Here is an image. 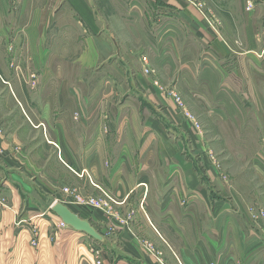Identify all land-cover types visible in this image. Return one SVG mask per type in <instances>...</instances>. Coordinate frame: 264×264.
<instances>
[{"label": "crops", "instance_id": "1", "mask_svg": "<svg viewBox=\"0 0 264 264\" xmlns=\"http://www.w3.org/2000/svg\"><path fill=\"white\" fill-rule=\"evenodd\" d=\"M130 1L123 12L125 5L113 0L116 13L107 24L110 15L94 0H0V196L7 200L0 207V264H264V162L253 166L262 185L261 199H252L263 211L258 221L249 215V202L228 194L231 182L213 161L197 116L163 92L182 98L184 92L220 123L244 130L256 122L247 108H264V44L256 57L253 25L255 46L230 50L225 36L182 0ZM233 1L240 7L235 13L237 7L227 6ZM210 2L229 14L228 25L243 22L245 0ZM119 18L130 37H143L156 77L120 62L125 54L110 31ZM261 18L252 22L264 23ZM191 23L202 31L189 32L192 46L182 50L175 27ZM197 39L203 56L195 51ZM88 53L104 60L96 71L104 89L114 92L115 110L86 100L83 86L63 77L96 66L85 63ZM120 91L126 92L115 103ZM259 121L264 125L263 117ZM263 145L264 127L256 154H264ZM90 183L112 199L114 212L96 204L102 192L85 195ZM57 202L105 239L99 224L106 215L117 223L121 211L140 234L120 226L116 245L97 243L62 224L52 210ZM144 233L153 250L143 245Z\"/></svg>", "mask_w": 264, "mask_h": 264}, {"label": "rangeland", "instance_id": "2", "mask_svg": "<svg viewBox=\"0 0 264 264\" xmlns=\"http://www.w3.org/2000/svg\"><path fill=\"white\" fill-rule=\"evenodd\" d=\"M114 1L116 4L118 3V4L125 5L124 7H120L123 12H126L125 11L126 7L127 5H129L127 4V2H131L130 0H114ZM94 2H95V5L98 11H100L102 15H106V13L110 15L109 21H106V23L111 24L112 22L110 21V19H112V14L116 13L114 10L115 8L113 6L114 5L113 0H94ZM182 2H184L185 4H188V6L193 8L195 12L191 11V14L197 13L195 16L198 18V20L200 18L201 21L206 22L209 28L213 30V32L216 31L218 33L220 32L221 34H223L226 38L225 40L226 46L229 47L230 50L231 49L232 50L245 49L246 51L248 49L251 50L252 49L251 47L255 46L252 42L253 37H252V31H251L254 25L255 33L257 32L259 35V37L258 36L255 37L256 44H257L255 46L256 47L255 48L256 57L260 55L259 53L260 51H262L263 49L262 46L264 44V23L262 22L255 23L254 21L252 22V20H256V16L260 20H263V18L261 17L262 16L264 17V0L257 1L255 4V9L253 11H248L246 9V0H245L244 12L246 15L244 14L242 16L243 22H241L240 25L238 26H232L231 25L232 23L228 25L227 23H230V21H228L230 20L229 14L226 12H223V13L221 12L222 14H220L219 10L216 9L214 4H212L210 0H182ZM230 3H228L227 6L237 7V9L234 10V13L240 10L238 1H233ZM258 6L260 7L259 11H258ZM109 15H107L104 19H108L107 17ZM147 15L150 19L152 16V12L150 11L147 12ZM154 15L156 14H153L152 19H154L155 17ZM188 16L191 17L190 13L186 15L185 21H187ZM221 19L222 20L225 19V21H222ZM246 21L250 22L251 25L247 26ZM223 22H224V25H223ZM113 25L114 27H111L110 31L116 34L115 36H117L118 41H119L118 45L120 46V48L125 54L124 58L122 59L120 58V62L123 65L127 64L126 66L128 67L130 66V68H138V69L142 68V71L144 74L148 76L153 75L156 77L157 70L154 68V65L152 66L149 60V56L146 55V52H145L146 45L144 41L142 40L143 37H140L141 34H138L136 37L134 36L130 37V34L128 35L127 33L123 31L125 27L123 25V21L120 20V18L117 21V23L115 21ZM194 29H196V32H198V30H201L198 23L197 25L192 24V26H188V27L186 26L175 27L176 34L180 35V41H181L180 46L182 50H187L189 46H192V43L189 42L191 40V38L189 37V34L191 33L192 35H195L196 32L193 33ZM152 30L154 31L153 25H151V27L149 28V31L152 32ZM116 31H123L127 36L123 35L122 32L116 33ZM129 32H131V30H129ZM134 39H139V42H135ZM197 40L195 43V48H196L195 51L197 54L200 53L201 56H203L205 49L199 43V39ZM105 44H108L112 50L116 49L112 43H105ZM142 45L144 46L142 47ZM88 55L89 53L86 54L87 59L85 63L91 64L92 62L98 65L99 63L102 62V64L98 66L97 65L96 66L95 65H85L84 67L85 72L83 68V75L79 73L78 75H66L63 77H66V79L68 78V83L70 85H75L77 83L81 84L84 88V91L82 92V94L85 95L86 100L90 99V100H93V102H98V103L100 102L101 105L107 104L105 105V108L106 106H110L112 109L115 110L116 105L111 104L114 97L110 98L111 95L114 94V92L108 91V88L104 89V85L106 84V82H104L105 81L104 76L97 75V71H96L100 66L103 65L104 60L103 58H98L96 55H93V59L92 58L88 59ZM143 55H145L146 57H144ZM72 61H73L72 59H67V64L68 62L71 63ZM106 61H108V59ZM182 62L188 63L189 60H183ZM32 76L33 78L35 77L36 80H39V76L37 74L36 76L35 75H32ZM119 79L117 80L118 83L124 84V81L123 80L119 81ZM120 92L121 94L118 96V98L114 100L115 103H118V101L123 97L122 94H125L126 91H120ZM163 92H165L167 96L169 95L170 97H172L175 100L176 104L180 108H182V110H184L185 114H187L188 116L195 114L197 118L199 119L200 123L195 122L194 124H196L197 127H199V129L201 126V129L203 130V133L205 134V138L207 137L206 140L208 144L210 145L209 147L214 151L211 154V156H213L214 159L217 157L216 159L218 160L215 159L216 163L218 164L220 168H222L223 173L226 175V177L229 178L231 182V185L229 188L230 192H228V194L238 195L241 198L242 202L244 203L249 202L246 205L248 206L247 210H249L248 212L252 220L257 219L259 221L261 217L263 218L262 209H259L258 207H256L258 208L256 210L254 206L256 203L253 204L252 199L259 201L261 199L260 193L262 192V190H260V186L262 185L256 178V170H254L253 166L256 165V163L258 162H262V161L264 162V154H262V152H260V154H256V150L260 147V139L263 137L264 125H263V122H260L259 120L261 117L264 118V115H263L264 108L263 109L253 108V107L247 108V111L249 112L251 117L253 116V112L256 113V122L246 124V128L242 130L240 126H237V124H233L231 122L220 123L219 117L214 116L212 113L210 114L207 113L203 107H199V105H196V100L192 98L191 99L188 98V96L185 95L184 92H183L184 94L183 98L182 96L178 95V93L176 94L174 90L163 89ZM177 96L180 98V101L177 100L178 99ZM184 102L188 106L189 110H186L187 107L185 106ZM102 130H103V134L108 133L110 130L109 123L108 125L104 124L102 127ZM260 136L261 138H259ZM90 184H91L90 186L87 185L85 187L84 193L85 195L86 194L90 195V193L97 194L98 191L102 192L103 197H102V200H101L102 202L100 203V205L99 203L94 202V200L91 199L89 195L87 197L80 195V197L84 201H88L91 204L96 203L99 207L101 206V209L114 212L113 204L115 205V203L112 201V199L109 198L105 192H103L104 191L103 189L95 188L92 185V183ZM81 198L77 197L78 200H82ZM81 205H87V204L81 203ZM123 210H124V207H123ZM121 212L118 215L119 219L117 220V223H115L114 220H110L108 216L106 215V218H104V220L102 221L103 223L99 224L100 227H102L100 229H103V227L106 228V231H107L106 234L108 235V237L106 236V243L108 242V244L113 243L114 245H116L117 241L115 240L114 234L116 235V233L120 232L121 227L123 228L131 227L132 232H134L136 235L140 234L139 232L135 230L134 226L132 228L131 216L128 215L125 218L124 216H121ZM139 237H141V235ZM142 237H144L143 245L147 247L148 249L150 248L153 250V247L155 245H153L152 247V244L149 243L148 240L147 241L145 240V237L147 238L146 234L145 236L142 235ZM148 239L151 240L150 238ZM95 242L98 243V241H95Z\"/></svg>", "mask_w": 264, "mask_h": 264}, {"label": "water", "instance_id": "3", "mask_svg": "<svg viewBox=\"0 0 264 264\" xmlns=\"http://www.w3.org/2000/svg\"><path fill=\"white\" fill-rule=\"evenodd\" d=\"M52 210L65 225L84 232L98 242H106L105 237L94 228L90 221L81 218L65 204L57 202L53 205Z\"/></svg>", "mask_w": 264, "mask_h": 264}, {"label": "built area", "instance_id": "4", "mask_svg": "<svg viewBox=\"0 0 264 264\" xmlns=\"http://www.w3.org/2000/svg\"><path fill=\"white\" fill-rule=\"evenodd\" d=\"M257 1H260V0H246V9L248 11H253L255 9V4ZM177 100L180 101V98L178 97ZM213 161L216 162L215 159H213ZM5 206H7V200H6V198L0 196V207H5ZM62 224L65 225L63 222H62Z\"/></svg>", "mask_w": 264, "mask_h": 264}]
</instances>
